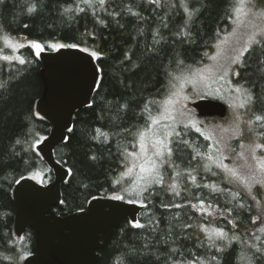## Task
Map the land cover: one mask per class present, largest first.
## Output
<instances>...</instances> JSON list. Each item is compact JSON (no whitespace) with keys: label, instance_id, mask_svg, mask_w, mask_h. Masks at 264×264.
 Returning <instances> with one entry per match:
<instances>
[{"label":"trees","instance_id":"trees-1","mask_svg":"<svg viewBox=\"0 0 264 264\" xmlns=\"http://www.w3.org/2000/svg\"><path fill=\"white\" fill-rule=\"evenodd\" d=\"M236 3L237 0L0 3V55L25 60L20 64L0 59V264H23L24 257L34 252V231L28 228L18 237L14 230L13 189L17 181L39 173L42 183L47 184L55 177L36 149L49 135L51 124L36 110L43 90L42 63L29 42H39L47 51L56 50L50 45L60 44L95 52L101 73L90 104L76 112L72 131L55 148L56 159L69 170L56 209L63 216L86 209L97 197L121 195L125 201L139 198L127 191L132 185L126 178L131 157L127 153L137 151L139 133L151 124V117L160 116L180 78L202 67L207 54L234 26ZM29 8L34 10L29 12ZM261 10L264 0H255L252 11ZM5 36L25 46L12 51L4 44ZM243 60L246 66H236L240 75L231 73L224 82L234 88L242 85L251 92L252 104L240 110L246 118L244 132L250 140L264 144V121H255L256 115H264V63L254 52L245 53ZM241 96L243 102L246 94L242 92ZM201 98L211 97L198 96L196 100ZM227 117L216 119L227 121ZM214 118L201 119L206 123ZM177 126L173 129L181 135L166 140L172 155L167 161L166 151V161L162 159L160 164L162 183L149 185L139 198L146 205L137 221L142 227L125 219L100 251L99 264H264V189L252 186L249 195L246 185L208 159L216 152L211 139L206 140V135L193 127ZM177 204L181 207H175ZM192 204L200 210L193 209ZM213 229H223L225 237H216Z\"/></svg>","mask_w":264,"mask_h":264},{"label":"water","instance_id":"water-1","mask_svg":"<svg viewBox=\"0 0 264 264\" xmlns=\"http://www.w3.org/2000/svg\"><path fill=\"white\" fill-rule=\"evenodd\" d=\"M39 58L43 90L36 110L49 121L51 131L36 149L55 177L47 184L23 178L13 189L15 233L21 237L31 228L35 234L34 252L23 264H99L100 251L116 229L127 218L137 222L144 206L97 197L84 210L57 214L69 170L56 159L55 148L66 140L76 112L90 104L101 73L95 57L79 47L44 50ZM191 107L203 118L223 119L229 112L228 104L215 98L195 100Z\"/></svg>","mask_w":264,"mask_h":264},{"label":"rangeland","instance_id":"rangeland-1","mask_svg":"<svg viewBox=\"0 0 264 264\" xmlns=\"http://www.w3.org/2000/svg\"><path fill=\"white\" fill-rule=\"evenodd\" d=\"M245 11L247 12L248 9L245 8ZM237 16L240 17L241 21H244L243 24L237 23ZM249 18L250 17L248 16L237 13L234 26L220 38L218 43L213 48L212 52L207 54L206 61L204 62L203 66L191 73H186L180 78L179 86H176L175 90V92L180 93V96L174 97L172 95L167 99V101L171 99L173 101L178 100L179 102L169 104L166 101L162 112L160 113V116H156L161 117L162 114H171L176 118H161L160 124L151 126L156 135L153 136L152 131L147 132L148 138L146 143L149 147L148 155H152L153 142L158 138L164 139V133L171 131L177 125L184 127V124L194 121L201 128V131L204 132V135L211 136V140L213 141L215 150L217 152V155H215L216 152L215 154H211V156L213 157L211 161L214 164L222 163L223 165H226L228 169L236 170L238 172V177L233 178H235L240 183L246 186H248V184H251V187L258 185L254 180L246 179L253 174H255L256 179H260L262 176H264V173L260 172L259 165L255 160L252 159V149L250 146L258 142H256L255 140H250L248 137H246L243 125V120H246V118L244 115H242L240 111L241 108L237 106L242 102L243 95L241 96L242 92L237 93L234 90V87H231L226 82H224L225 78L231 75V69L236 68L237 66L231 64L230 57L238 54L234 50L242 49L248 38V33L252 31L251 26L247 25V20ZM255 22L260 23L262 24V26H264V21H260L257 19L255 20ZM221 66H223V69H229L227 75L224 74ZM198 73L205 76L212 75L213 79L208 81V83L210 84L209 88H205L204 85L199 82ZM220 76H224V79H219ZM217 88L220 89L219 92L215 91V89ZM198 96L218 98L220 100L226 101L229 106V115L227 117V121H217L219 120L216 119L218 117H212L214 119H211L206 123H202V117H199L197 115V112L191 107V103L195 101ZM185 97H187V99H185ZM178 109L184 112V116L179 115V112L177 111ZM237 115L240 116L239 121L236 120ZM241 144H243L244 147H241ZM139 151L140 150L138 142L136 152L139 153ZM218 154H220V156H218ZM255 155H264V149H256ZM169 157L170 156L167 157V161H169ZM153 158L156 159L155 157ZM162 159L163 158L157 160L158 171L160 175L163 171V165L160 166V164L163 160L166 161L165 158L163 160ZM131 161H133V157H130L129 159V167H131ZM225 172L230 175L228 171ZM138 173V168L135 169L132 174H127L126 171V178L131 179L132 183V185L127 188V191L132 192L135 189L141 190L143 193L145 192L143 191L145 187L144 182L136 178ZM36 180L42 182L41 177H37ZM153 183L154 182L152 181H148V186H151ZM139 198L135 197L133 199L140 201L139 203L141 204V200H139ZM127 200H129V198H127Z\"/></svg>","mask_w":264,"mask_h":264},{"label":"snow or ice","instance_id":"snow-or-ice-1","mask_svg":"<svg viewBox=\"0 0 264 264\" xmlns=\"http://www.w3.org/2000/svg\"><path fill=\"white\" fill-rule=\"evenodd\" d=\"M84 2L90 3V0H84ZM150 2L155 3L156 0H150ZM0 3H3V0H0ZM99 3L104 4L105 0H99ZM254 3H255V0H237V3L234 5V11L236 13L250 17L247 20V25L251 26L252 31H250L248 33V38H247L245 44L243 45L242 49L234 50L238 54L230 57L231 64H233V65L246 66V61L243 60V57H244L245 53H249V52L259 53V55H260L259 62L264 63V26H262V24H260V23L255 22V20H257V19L260 21H264V10H261L259 12V14L257 12L252 11ZM246 7L248 9L247 12L245 11ZM33 10H34L33 8L28 9L29 12H31ZM81 11H82V9H81ZM185 11L187 12L188 9H185ZM237 23L243 24L244 21H241L240 17L237 16ZM25 27H27V25H25ZM258 37H259V39H258ZM2 39L4 41L5 46L7 48H10L12 51H16L17 49L23 48L25 46L24 44L13 42V40L8 36L2 37ZM28 46L34 50V54L37 57H39L40 54L44 51L43 45H41L39 42H36V41L29 42ZM50 46L52 48H55V49L65 47V45H60V44H52ZM67 47H76V45H67ZM92 55L95 57L97 54L95 52H93ZM0 59H2L4 61L17 60L20 64L25 63V60L23 58H21L20 56L0 55ZM214 59H215V57H214ZM180 63H183V62L180 61ZM221 68L223 69V66H221ZM223 71H224V74L227 75L229 69H223ZM231 72H232V75H234V76L240 75V72L236 68L231 69ZM198 75H199V82L202 83L205 88H209L210 84L208 83V81L213 79L212 75L205 76V75H202L199 73H198ZM219 79H224V76H220ZM229 83H230V81H229ZM234 90L237 93L243 92L246 94V99L243 102H241L239 105H237L238 107L244 108L246 105L252 104L253 96L249 90L244 89L242 85L236 86ZM215 91L219 92L220 89L217 88V89H215ZM172 95L174 97H179L180 93L179 92H173ZM185 99H187V97H185ZM174 102L178 103L179 101L178 100L173 101L171 99L167 101V103H169V104L174 103ZM177 111L179 112L180 116H184V112L182 110L178 109ZM161 118L162 119H175L176 117L171 115V114H168V115L162 114L161 117H151L150 118L151 124L146 127L145 131H142L139 133V150H140L139 153H137V152L127 153L128 156L133 157V161L130 162L131 167L127 168V174H132L135 169H137V168L139 169V173H138L136 178L138 180L144 182L145 187H144L143 191H147L148 181H152L154 183H162L163 177H162V175L159 174L157 160L164 157L165 151H167L168 156L172 155V148L168 146V143H166V140H168V138H170L173 135H175L177 137L181 135V133L177 132L175 129H172L171 131L164 133V139L158 138L153 142V144H152V149H153L152 155H148L149 147H148V144L146 143L147 138H148L147 132L152 131L153 136H155L156 133H155V131L152 130L151 126L160 124ZM236 120L237 121L240 120L239 115L236 116ZM255 121H258V122L264 121V115H256ZM248 123L250 124L251 121H248ZM188 127H193L201 135H204V133L201 131V128L194 121H191L187 124H184V128H188ZM261 127H264V124H261ZM68 131H72V129L69 128ZM97 132L99 133V129H97ZM100 134L106 135L104 133H100ZM204 138L206 140H209V139H211V136H204ZM183 143H187V141H183ZM133 147H135V145H133ZM241 147H244V145L241 144ZM250 147L252 149V159L255 160L257 162V164L259 165L260 172L264 173V155H261V156L255 155V150L256 149H264V144L256 143L254 145H251ZM197 155H199V153H197ZM153 157H155L156 159H154ZM208 159L211 160V159H213V157L211 155H209ZM205 167L207 168V166H205ZM217 167H220L224 171H228L232 177H238V172L236 170L228 169L227 166L223 165L222 163H218ZM39 175H40L39 173H36L32 177V179H36ZM213 175H215V173H213ZM192 179L194 181L195 177H192ZM246 179L254 180L255 183L260 186V188L264 189V176H262L260 179H256L255 174H253L252 176H250ZM17 182H19V181H17ZM172 187H173V190H175V185H173ZM204 187H208V185H204ZM247 192L249 195H252L251 184H248ZM128 194L130 196L135 195V196L139 197L143 194V192L141 190H135L134 189V191L129 192ZM175 194L179 195L178 192H176ZM112 199L124 200V196L114 195L112 197ZM252 199L255 200L256 197L252 196ZM127 202L130 204H135V203H139L140 201H138L136 199H129ZM141 206H146V205L141 204ZM200 206L202 209L204 206L203 200L200 201ZM175 207H181V205L177 204V205H175ZM191 207L193 209H197V205H195V204H192ZM209 207H211V205H209ZM241 207H243V205H241ZM197 210H200V209H197ZM230 212H231V210H229V213ZM261 213L264 214V208L261 209ZM258 219H259V216L254 218L252 223L255 224ZM229 223H232V221H229ZM133 225L135 227H142V225H140L136 221H133ZM188 227H190V225H188ZM202 230H204V229H202ZM212 233L216 237L221 238V239H223L226 235V233L223 231V229H213ZM209 239H211V235H209ZM217 250L219 251L220 249H217ZM172 252L173 253L177 252V249H172ZM213 259H215V257H213ZM174 264H178V262H174ZM188 264H194V262L189 261Z\"/></svg>","mask_w":264,"mask_h":264},{"label":"bare ground","instance_id":"bare-ground-1","mask_svg":"<svg viewBox=\"0 0 264 264\" xmlns=\"http://www.w3.org/2000/svg\"><path fill=\"white\" fill-rule=\"evenodd\" d=\"M227 115H228V114H227ZM62 165H63V164H62ZM63 166H64V165H63ZM64 167H65V166H64ZM138 204H140V203H138ZM140 205H141V204H140ZM22 236H23V235H22ZM22 236H21V237H22ZM30 255H31V254H30Z\"/></svg>","mask_w":264,"mask_h":264}]
</instances>
